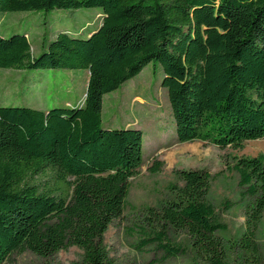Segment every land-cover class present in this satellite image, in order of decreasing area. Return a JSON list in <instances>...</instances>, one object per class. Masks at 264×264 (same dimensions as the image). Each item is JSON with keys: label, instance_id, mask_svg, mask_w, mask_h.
I'll return each mask as SVG.
<instances>
[{"label": "trees", "instance_id": "1", "mask_svg": "<svg viewBox=\"0 0 264 264\" xmlns=\"http://www.w3.org/2000/svg\"><path fill=\"white\" fill-rule=\"evenodd\" d=\"M92 8L103 21L88 38L59 33L37 57L27 34H0V69L89 74L83 106L0 107V264L17 252L48 259L72 247L83 252L72 264H115L105 236L143 166V132L105 129L103 101L153 62L164 72L178 144L224 150L264 140V0H0L1 13ZM233 168L248 200L241 264H264V155ZM176 175L184 185L148 210L146 223L159 230L143 246L176 258L186 250L169 234L183 231L201 264H228L218 236L228 226L209 200L212 175Z\"/></svg>", "mask_w": 264, "mask_h": 264}, {"label": "rangeland", "instance_id": "2", "mask_svg": "<svg viewBox=\"0 0 264 264\" xmlns=\"http://www.w3.org/2000/svg\"><path fill=\"white\" fill-rule=\"evenodd\" d=\"M100 8L33 12H0V34L9 38L27 34L34 57L47 50L59 33L88 38L103 21ZM89 74L63 69L16 70L0 69V107H25L49 111L56 107L83 106ZM164 72L159 63L148 65L137 77L117 91L104 96L102 120L105 129H131L143 132V166L131 179V190L123 216L109 227L105 240L115 264H201L187 233L171 231L170 240L186 250L176 258L163 259L156 245L143 246L152 236L146 218L148 210H157L174 198L182 187L177 171L204 170L212 175L210 202L228 226L219 232L227 253L228 264H241L238 247L245 231V206L241 199L240 176L234 170L238 159L264 155V140L246 142L241 149H220L202 142L178 144L176 124L169 95L162 81ZM163 163L157 174L151 170ZM226 201L232 207L224 209ZM264 247V225L259 234ZM83 252L72 247L44 259L31 251L17 252L6 264H72L82 259Z\"/></svg>", "mask_w": 264, "mask_h": 264}, {"label": "crops", "instance_id": "3", "mask_svg": "<svg viewBox=\"0 0 264 264\" xmlns=\"http://www.w3.org/2000/svg\"><path fill=\"white\" fill-rule=\"evenodd\" d=\"M87 87H88V84H87ZM86 91H87V88H86ZM85 95H86V94H85ZM65 106L68 107V105H65ZM72 106H76V105H72ZM263 225H264V221H263L262 227H263ZM262 227H261V228H262Z\"/></svg>", "mask_w": 264, "mask_h": 264}]
</instances>
